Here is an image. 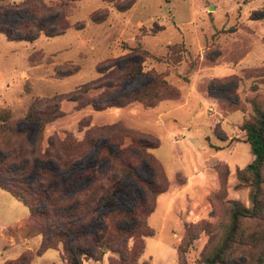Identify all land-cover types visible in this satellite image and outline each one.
<instances>
[{
    "label": "rangeland",
    "instance_id": "obj_1",
    "mask_svg": "<svg viewBox=\"0 0 264 264\" xmlns=\"http://www.w3.org/2000/svg\"><path fill=\"white\" fill-rule=\"evenodd\" d=\"M22 1L0 0L1 25L12 27L27 19L20 10L7 9ZM58 1L62 0H46L48 5ZM68 2L70 28L61 36L41 35L26 43L10 42L0 35V111L10 110L14 127L25 132L32 145L37 140V123L24 116L35 99L57 97L63 116L44 128L41 150L49 137L62 138L64 132H70L81 139L88 127L115 123L155 138L158 147L151 154L164 172L168 189L157 197L148 219L153 235L144 239L139 264H198L209 241L206 234L200 233L182 257L178 248L185 242V225L216 226L222 220V202L216 197L221 172H228L225 198L249 206L248 189L235 190L234 186L235 170L253 160L240 130L251 110L247 105L245 112H231L227 107L228 102L246 104V98L264 94V0H136L125 12L100 0ZM55 14L44 10L41 17L47 21ZM172 45L182 47L178 64L168 61ZM137 47L147 53L144 70L163 73L179 90L177 100L163 101L153 109L133 104L96 112L91 107L75 110L74 103L59 98L97 80L100 67L127 57ZM115 64L122 67L121 61ZM74 67L78 71L73 75L57 77L59 71ZM230 80L236 85L228 83ZM146 81L137 76L123 82L121 93ZM2 153L0 148V157ZM96 164L92 152L67 171L49 160H37L35 167L46 168L64 181L73 180L68 191L72 193L82 184L74 180L76 174ZM101 168L107 169V164ZM152 174L147 164L137 169L141 179H151ZM30 178L36 179V173ZM123 184V191L113 198L115 205L132 208L144 194L134 181L124 179ZM103 211L101 208L100 213ZM27 217V208L0 189V264L27 252L30 264H59L60 245L57 251L37 257L40 236L23 239L9 235ZM100 225L94 221L87 232L95 234Z\"/></svg>",
    "mask_w": 264,
    "mask_h": 264
},
{
    "label": "trees",
    "instance_id": "obj_2",
    "mask_svg": "<svg viewBox=\"0 0 264 264\" xmlns=\"http://www.w3.org/2000/svg\"><path fill=\"white\" fill-rule=\"evenodd\" d=\"M68 1L78 0H62L49 5L46 0H23L7 5L10 11L20 10L28 17L12 27L0 24V35L10 42L26 43L34 42L41 35L61 36L70 28L66 12ZM100 1L113 5L118 12H125L136 0ZM44 10L56 11V14L44 21L41 17ZM168 49V61L180 63L182 47L172 45ZM146 54L137 47L127 57L100 67L97 80L58 97L74 103L75 110L91 107L96 112L123 109L133 104L153 109L163 101L177 100L179 90L163 73L144 70ZM116 61H121L122 67L116 65ZM77 71L75 67L67 72L59 71L57 77H69ZM137 76H144L147 81L121 93L122 83ZM233 81L228 83L236 85ZM56 99H35L24 116L26 121L37 123V140L32 145L26 141L25 132L14 127L10 110L0 111V148L4 151L0 157V189L28 210L24 224L11 230L9 235L23 239L40 236L37 257L48 250L57 251L60 245L59 264H104L105 260L107 264H139L145 249L144 239L153 235L148 219L154 212L157 197L168 189L164 172L151 154L158 147V141L146 133L115 123L88 127L81 139L70 132H64L62 138L49 137L45 150H41L44 128L63 116L59 99ZM245 102H228L227 108L231 112H245L247 105L251 110L240 130L253 160L246 167L235 170L237 183L234 186L235 190L248 189L249 206L225 198L228 172H221L220 193L216 197L222 202V220L216 226L185 225V242L178 248L182 257L200 233L206 234L209 241L198 264H264V94L250 96ZM79 130L82 131L81 127ZM92 152L97 164L76 174L74 180L82 184L72 193L68 191L73 180L64 181L46 168L35 167L37 160H49L61 171H67ZM102 164H107V169H102ZM144 164L152 170L151 179H141L137 175L138 167ZM33 172L36 179L30 178ZM124 179L134 181L144 194L132 208L117 207L113 199L123 191ZM101 208L104 209L102 213ZM94 221H100L101 225L95 234H90L87 228ZM31 260L27 252L3 264H30Z\"/></svg>",
    "mask_w": 264,
    "mask_h": 264
}]
</instances>
